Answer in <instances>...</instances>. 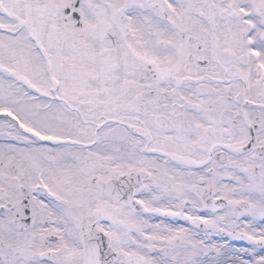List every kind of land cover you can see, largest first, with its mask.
Listing matches in <instances>:
<instances>
[{
	"label": "snow or ice",
	"instance_id": "obj_1",
	"mask_svg": "<svg viewBox=\"0 0 264 264\" xmlns=\"http://www.w3.org/2000/svg\"><path fill=\"white\" fill-rule=\"evenodd\" d=\"M0 264H264V0H0Z\"/></svg>",
	"mask_w": 264,
	"mask_h": 264
}]
</instances>
